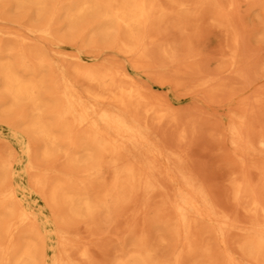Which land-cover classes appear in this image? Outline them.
I'll return each instance as SVG.
<instances>
[{"label":"bare ground","instance_id":"obj_1","mask_svg":"<svg viewBox=\"0 0 264 264\" xmlns=\"http://www.w3.org/2000/svg\"><path fill=\"white\" fill-rule=\"evenodd\" d=\"M11 1L19 9L33 8L37 18L52 7L58 13L63 11L70 27L85 24L93 34L116 42L122 53L145 61L151 59L156 34L171 16L185 17L204 6L220 11L221 6L216 0L193 4L188 0ZM34 31L45 38L51 35L49 25ZM13 36L25 40L24 36ZM159 48L171 61L176 58L172 44ZM235 62L233 50L230 63ZM46 67L38 49L4 44L0 39V108L7 112L21 110L18 121L41 142V155H62L67 168L74 172L54 180L39 174L31 178L34 187L47 191L48 204L61 210L56 216L59 222L69 226L73 221H83L87 228L97 226L101 220L110 223L124 218L128 222L136 201L142 198L143 208L152 202L154 210L146 214V223L127 224V235L119 241L111 264H242L227 245L240 251L250 264H264V203L249 179L235 175L230 180V198L248 216L246 223L219 210L202 185L185 172L178 171L184 192L178 190L171 197L157 164L144 156L143 146L150 136L148 118L152 117L156 124L165 120L175 123V114L161 102L152 101L145 88L121 67H74L85 82L81 89L63 76L60 83H49ZM53 86L59 98L50 89ZM26 107L29 114L24 112ZM236 118L238 124L229 128L232 142L240 146L236 142L239 140L247 147L246 118L243 114ZM259 143L263 145L264 139ZM24 148L30 157V142H25ZM172 155L167 154L178 163L180 158ZM243 161L239 160V166L243 167ZM11 179L12 159L0 150V237L5 236L0 242V264L12 258L14 264H38L44 240L33 213L21 203ZM206 220L213 221L215 235L223 239L219 249L212 239L214 232L205 226ZM21 224H27L23 245L14 252V234ZM150 224L154 225L153 239ZM63 230L56 233L53 264H79L74 252L91 264L88 247H75L69 229ZM230 230L242 236L227 244Z\"/></svg>","mask_w":264,"mask_h":264},{"label":"rangeland","instance_id":"obj_2","mask_svg":"<svg viewBox=\"0 0 264 264\" xmlns=\"http://www.w3.org/2000/svg\"><path fill=\"white\" fill-rule=\"evenodd\" d=\"M229 2H233L231 6ZM216 3L221 5L220 11L204 6L185 17L171 16L156 34L151 59L146 61L122 53L116 42L93 34L85 24L70 27L63 11L58 13L52 7L37 18L33 8H16L11 0H0V39L4 44L38 49L47 64L44 73L49 83H60L65 77L81 89L85 82L74 72L76 66L127 70L152 101L168 107L177 119L175 123L165 120L156 124L149 117L150 136L143 146L144 156L155 161L161 171L168 195L172 197L178 190L184 192L178 171L185 172L202 185L219 210L246 223L248 216L230 198V180L235 175L249 179L264 203V144L259 143L264 139V0H216ZM47 25L51 31L49 38L34 31ZM13 34L24 36L25 40L19 41ZM166 44L176 48L172 61L159 48ZM233 50L234 65L230 63ZM54 94L59 98L58 91ZM24 112L29 114V108H24ZM20 113L21 110L7 112L0 108V150L3 156L12 159L9 182L21 203L33 213L43 237L42 259L38 264H53L56 233L63 229H69L75 247H88L91 264H111L119 241L127 235V224L130 227L134 222L146 223V214H152L155 205L151 202L144 209L143 199L138 198L136 211L129 214L128 222L124 218L110 223L101 220L97 226L87 228L83 221H73L66 227L56 218L61 210L48 204L47 191L34 187L31 178L39 174L54 180L74 172L67 168L62 155L51 158L41 155L42 144L18 121ZM241 114L246 118L247 147L236 138L240 146L234 145L229 131L232 124H238L236 117ZM25 142L31 144L30 157ZM169 152L180 161L175 164L167 156ZM241 158L243 167L239 166ZM204 223L214 232L212 239L219 249L223 239L215 235V224L208 220ZM153 227L149 225L152 239ZM26 228L27 224H21L14 234V252L21 249ZM241 236L239 231L230 230L226 243ZM4 240L2 235L0 242ZM227 246L233 257L242 264H250L240 251ZM73 257L79 264H87L75 252ZM6 264H14V259Z\"/></svg>","mask_w":264,"mask_h":264}]
</instances>
